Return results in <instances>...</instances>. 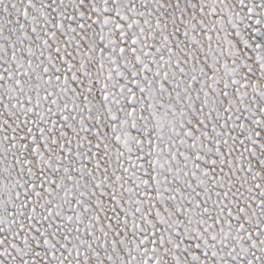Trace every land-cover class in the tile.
Returning <instances> with one entry per match:
<instances>
[{
    "label": "snow or ice",
    "instance_id": "obj_1",
    "mask_svg": "<svg viewBox=\"0 0 264 264\" xmlns=\"http://www.w3.org/2000/svg\"><path fill=\"white\" fill-rule=\"evenodd\" d=\"M0 264H264V0H0Z\"/></svg>",
    "mask_w": 264,
    "mask_h": 264
}]
</instances>
